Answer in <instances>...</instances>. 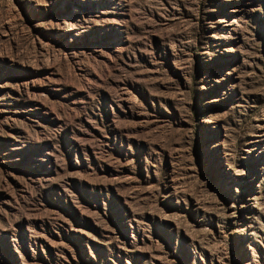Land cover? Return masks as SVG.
Masks as SVG:
<instances>
[{
    "label": "rangeland",
    "instance_id": "rangeland-1",
    "mask_svg": "<svg viewBox=\"0 0 264 264\" xmlns=\"http://www.w3.org/2000/svg\"><path fill=\"white\" fill-rule=\"evenodd\" d=\"M0 264H264V0H0Z\"/></svg>",
    "mask_w": 264,
    "mask_h": 264
}]
</instances>
